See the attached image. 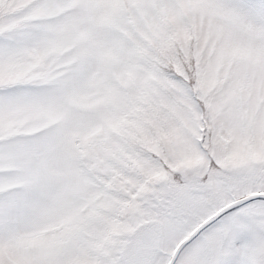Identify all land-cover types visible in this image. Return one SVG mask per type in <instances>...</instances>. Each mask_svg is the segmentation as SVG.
I'll list each match as a JSON object with an SVG mask.
<instances>
[{
  "label": "snow or ice",
  "instance_id": "obj_1",
  "mask_svg": "<svg viewBox=\"0 0 264 264\" xmlns=\"http://www.w3.org/2000/svg\"><path fill=\"white\" fill-rule=\"evenodd\" d=\"M0 264H264V0H0Z\"/></svg>",
  "mask_w": 264,
  "mask_h": 264
}]
</instances>
